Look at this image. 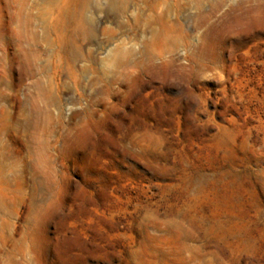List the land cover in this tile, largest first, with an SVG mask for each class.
Segmentation results:
<instances>
[{
    "label": "rangeland",
    "instance_id": "374dc122",
    "mask_svg": "<svg viewBox=\"0 0 264 264\" xmlns=\"http://www.w3.org/2000/svg\"><path fill=\"white\" fill-rule=\"evenodd\" d=\"M120 8L0 0V264H264V0Z\"/></svg>",
    "mask_w": 264,
    "mask_h": 264
},
{
    "label": "bare ground",
    "instance_id": "6f19581e",
    "mask_svg": "<svg viewBox=\"0 0 264 264\" xmlns=\"http://www.w3.org/2000/svg\"><path fill=\"white\" fill-rule=\"evenodd\" d=\"M106 1H107L108 6H109L110 8H114V9L119 8V9H121V8H120V5L123 6V4H125V1H126V0H106ZM21 18H22V17H21ZM157 40H158V39H157Z\"/></svg>",
    "mask_w": 264,
    "mask_h": 264
}]
</instances>
